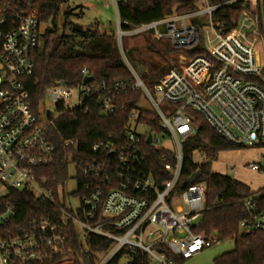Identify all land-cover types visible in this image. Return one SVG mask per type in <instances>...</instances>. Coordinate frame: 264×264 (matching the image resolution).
I'll list each match as a JSON object with an SVG mask.
<instances>
[{
  "label": "built area",
  "instance_id": "1",
  "mask_svg": "<svg viewBox=\"0 0 264 264\" xmlns=\"http://www.w3.org/2000/svg\"><path fill=\"white\" fill-rule=\"evenodd\" d=\"M103 1L113 2L117 11L115 0ZM240 1L250 10L229 32L213 22L212 12L219 5L207 0L196 11L127 28L117 12V43L134 78L133 88L140 90L141 96L121 104L129 110L123 142L100 140L89 157L74 161L77 202L67 206L60 191L61 205L54 189L43 185L45 177L39 170L55 155L46 135L51 121L32 110L23 83L35 68L32 52L40 41L39 13L31 0H0V264H63L78 249L89 252L90 235L112 242L98 264H107L119 253L127 259L130 250L146 256L149 264H174L167 251L185 260L220 242L217 234L207 235L202 230L205 181H196L199 176L182 189L177 186L184 143L195 133L190 110L203 115L228 141L244 146L264 143V86L249 79L264 76L256 47L260 40L264 42V0ZM202 18L200 34L193 21ZM143 33L187 50H194L201 38L208 55H181L182 66L172 68L150 87L138 77L123 51L125 35ZM82 73L90 76L86 68ZM74 89L77 103L68 106ZM45 98L74 113L83 106L87 110V102L93 98L105 115L113 113L117 105L111 96L99 95V85L93 80L79 85L60 82L46 89ZM143 102L152 108L144 107ZM148 111L157 115L163 133L140 122V115ZM163 139H168L172 148L165 146ZM64 145L76 147L77 143L68 139ZM158 151H162L159 160L169 176L163 180L147 169L148 156ZM192 158L206 160L198 150H193ZM250 168L259 166L251 164ZM11 191L29 193L52 210L40 218L20 219L15 205L5 202ZM69 225L77 230V246L69 243ZM240 229L264 231V199L244 201Z\"/></svg>",
  "mask_w": 264,
  "mask_h": 264
},
{
  "label": "trees",
  "instance_id": "2",
  "mask_svg": "<svg viewBox=\"0 0 264 264\" xmlns=\"http://www.w3.org/2000/svg\"><path fill=\"white\" fill-rule=\"evenodd\" d=\"M205 0H120L117 12L123 27L139 25L162 19L174 13L185 14L198 10ZM210 5H219L212 12V20L222 24L225 32L233 30L243 13L250 10L245 2L240 0H207ZM38 10L40 19V41L32 52L35 62L33 73L23 78V83L29 92V103L32 110L40 115V106L48 87L66 81L69 85L83 83V69H87L92 80L99 85V95L111 96L117 104L113 113L105 115L97 99L87 102L89 108L80 107L74 112L65 110L63 105H56L55 114H46L51 121L46 129L48 140L54 145V160L43 166L39 173L45 177L43 185L53 188L55 199L59 205V187L68 178L70 161H78L89 157L92 146L100 141L123 142L125 125L129 110L122 109L121 104L136 100L141 91L133 88L134 78L127 67L117 43L114 26L103 27L96 22L92 27L82 31L73 29L70 20L72 16L82 18L83 11L74 13V9H63L67 0H31ZM204 19L193 22L201 34ZM128 23L125 24V23ZM146 42L152 45L151 39ZM169 52H179L181 55H208L202 39L194 50L177 49L171 43L167 46ZM123 51L129 61L128 53L123 44ZM130 63V61H129ZM131 64V63H130ZM173 66L165 65L158 68L156 76L149 82L153 87L164 77ZM251 81L264 86V76H252ZM122 82L121 86H116ZM195 133L189 136L183 146V166L177 190L184 188L196 172L200 177L196 181L206 183V208L202 213V230L207 234H217L221 240L234 237V248L214 258V264H264V231L246 232L240 229V220L244 211V201L247 198L264 199V187L253 191L246 183L228 175L214 172L212 163L222 151L237 150L246 146L228 141L218 134L207 120L196 111H191ZM140 122L152 131L163 133L159 118L148 111L140 115ZM73 139L75 146H65V140ZM264 145V143L257 144ZM193 150L205 155L206 160L196 162L192 158ZM162 151L150 154L147 158V169L160 180L169 178L159 160ZM79 182L81 177L79 176ZM5 202L15 205L20 219L24 217L46 216L52 208L32 195L20 191H11ZM69 243H77V230L73 225L67 228ZM89 252L79 249L70 255L63 264H98L112 246L110 240L96 235H90L87 242ZM79 248V247H78ZM174 264H181L184 259L174 257ZM122 253L117 254L107 264H149L146 256L138 251H129L126 262H122Z\"/></svg>",
  "mask_w": 264,
  "mask_h": 264
},
{
  "label": "rangeland",
  "instance_id": "3",
  "mask_svg": "<svg viewBox=\"0 0 264 264\" xmlns=\"http://www.w3.org/2000/svg\"><path fill=\"white\" fill-rule=\"evenodd\" d=\"M115 1L118 3L120 0ZM63 9H74V13L83 11L82 18L77 19L72 16L70 20L84 29L92 27L96 22H99L105 28H111L117 22V11L113 2L67 0ZM148 37L151 39L152 45H148L146 42ZM169 43L171 42L168 39L156 40L152 38L150 33H143L138 36L125 35L123 37V44L128 53L131 66L146 85H149V82L156 76L158 68L165 65H171L173 68L182 66L183 61L179 58V52H169L167 50ZM256 47L261 53L262 65H264V42L260 40ZM76 95L77 90L74 89L73 96L69 98V103H67L68 106L77 103ZM142 105L148 109L152 108L147 102H143ZM55 109V102L45 98L41 103L40 113L45 117L48 113L55 114ZM162 143L172 148V144L168 139H163ZM251 164H256L259 169H251ZM212 170L238 179L249 185L253 191H256L264 187V145H252L237 150L222 151L219 153L217 160L212 163ZM77 175L76 164L74 161H70L68 178L59 187L62 198L65 197L67 206L77 202L74 200V193L78 189ZM178 203H181V201ZM234 243V237L220 240L212 247L203 249L191 258L185 259L181 264H214V258L231 251L234 248ZM122 262H126V259H122Z\"/></svg>",
  "mask_w": 264,
  "mask_h": 264
},
{
  "label": "water",
  "instance_id": "4",
  "mask_svg": "<svg viewBox=\"0 0 264 264\" xmlns=\"http://www.w3.org/2000/svg\"><path fill=\"white\" fill-rule=\"evenodd\" d=\"M245 7H247V5H245ZM73 29L76 30V31H82L83 28L77 24V23H74L73 24ZM1 66V65H0ZM92 80V77L91 76H86L84 77V82H89ZM68 83L66 81H62V85H67ZM151 140V136L149 135L148 137V142H150ZM200 176V172H196L195 174L192 175V177L190 178V182H193L196 178H198Z\"/></svg>",
  "mask_w": 264,
  "mask_h": 264
}]
</instances>
